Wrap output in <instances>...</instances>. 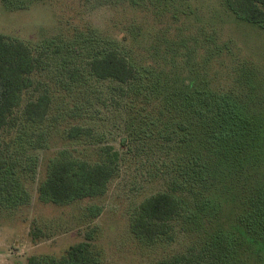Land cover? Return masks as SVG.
<instances>
[{
  "label": "rangeland",
  "instance_id": "374dc122",
  "mask_svg": "<svg viewBox=\"0 0 264 264\" xmlns=\"http://www.w3.org/2000/svg\"><path fill=\"white\" fill-rule=\"evenodd\" d=\"M107 1L21 0L17 7L0 0V33L29 42L35 85L51 96L42 121L20 119L0 137V264L60 256L89 231L97 264L175 256L209 264L220 242L228 245L226 264H264V147L255 158L246 139L242 155L232 154L238 120L201 99L205 91L244 99L246 77L254 104L235 110L264 117V27L236 20L222 0ZM106 49L138 70L134 81L89 72L87 61ZM107 147L118 164L103 196L63 204L38 198L62 151L92 163ZM157 191L175 195L181 213L171 237L146 241L130 231L129 217ZM91 205L98 215H89Z\"/></svg>",
  "mask_w": 264,
  "mask_h": 264
},
{
  "label": "trees",
  "instance_id": "16d2710c",
  "mask_svg": "<svg viewBox=\"0 0 264 264\" xmlns=\"http://www.w3.org/2000/svg\"><path fill=\"white\" fill-rule=\"evenodd\" d=\"M2 1L19 7L21 0ZM32 1L37 0H27V2ZM119 1L112 0L105 3L114 5ZM222 3L225 11L233 15L236 20L249 22L260 28L264 27V0H222ZM159 13L165 12L159 11ZM182 14L191 15L187 12ZM87 66L89 72L96 78L111 79L121 84L134 81L139 74L138 70L116 49H106L94 55L87 61ZM37 68L38 59L29 42L0 33V137L17 126L20 119L40 122L46 117L51 96L47 88L40 90L39 86L35 85L33 74ZM242 81L248 86L244 99L229 94L213 96L208 91L203 93L201 99L205 102L211 101L210 103L216 107L222 108L226 119L238 120L233 122L235 128L230 135L232 154L241 156L242 147L248 139L249 147L254 152L257 151L254 154L256 158L259 154L258 147H264V140H261L264 133V117L263 115L261 118L257 117L256 120L261 121L258 122L246 113L239 114L235 110L238 108L237 104L242 109L254 104L248 101L247 96L252 87L248 85L246 77ZM191 86L192 83L189 82L187 87ZM188 93L198 95L194 90ZM254 126L259 129L256 130ZM72 130H76L75 134L78 133V129ZM117 161L118 153L111 151V147H107L104 160L92 163L62 151L51 162L45 178L39 183L38 198L44 202L63 204L103 196L108 183L116 173ZM99 211L97 205H91L88 209L91 216L98 215ZM180 213V202L175 195L168 191H157L135 206L129 217V228L134 236L146 241H154L161 237L169 238L173 221ZM36 235L37 233L34 234ZM92 239L93 231H89L85 234V240L69 246L62 255H30L25 264H97L91 249ZM258 245L264 247V239ZM227 250L228 245L223 242L215 245V248L209 251V264H226L224 256ZM156 264H181V259L175 256L162 259Z\"/></svg>",
  "mask_w": 264,
  "mask_h": 264
}]
</instances>
